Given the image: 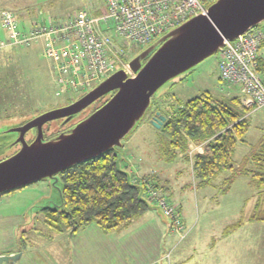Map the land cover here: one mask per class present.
<instances>
[{
	"label": "rangeland",
	"instance_id": "1",
	"mask_svg": "<svg viewBox=\"0 0 264 264\" xmlns=\"http://www.w3.org/2000/svg\"><path fill=\"white\" fill-rule=\"evenodd\" d=\"M214 1L210 0L209 4ZM4 9L12 11L16 17L19 16L21 23L24 21L26 24L36 22L39 18L64 21L81 10L92 16L106 13L103 0H0V13ZM21 13L26 15L20 16ZM258 28H264V22ZM153 43L131 47L127 61H131ZM43 46L40 40L29 46L0 49V160L13 155L15 150L12 146L17 136L9 132V129L23 125L44 112L77 101L98 84L95 81L91 83L90 89L80 87L58 95V73L54 61L44 56ZM261 56L264 58V48ZM220 62L219 54L216 53L166 83L153 96L151 108L145 117L119 147L120 168L141 185L145 181H153L155 177L160 178L158 189L164 193L167 201L176 206L181 204L186 229L181 232L176 230L174 222L149 199L148 188L142 191V197L169 220L172 231L177 233L180 241L191 227L194 228L187 238L188 242L195 241L199 245L206 243V261L211 260L212 264H219L229 254L226 252L232 249L228 246L225 254H221L225 250L223 242H220L223 238L222 225L230 219L247 220L256 202L262 199L264 203V192L252 183L248 175L241 172L253 168L251 160L247 159L253 149L264 142V105L260 108L245 106L253 110L248 116L251 127L244 138L246 142H239L235 151L234 166L237 174L222 172L211 185L205 187L201 186L199 178L194 174L192 161L186 158L185 152L176 150V158L171 162L165 158L162 150L167 146L168 136L161 128L152 125L149 117L157 110L168 115L176 113L187 101L206 92L226 100L239 94L242 96L241 85H228L221 80ZM120 68L117 66L116 70ZM259 76L264 80V70ZM93 109L94 106L89 107L68 123L60 119L49 123L44 128L45 139L69 130L90 115ZM198 147L205 150L204 144L195 145L189 152L190 159ZM227 177H233V181L226 182ZM63 186L64 181L58 176L57 181L42 180L0 196V259L11 257L12 260L6 261L8 264H30L32 259L36 260L34 256L44 254V241L52 235H59L46 224L42 210L61 204L60 191ZM196 248L200 249L199 246Z\"/></svg>",
	"mask_w": 264,
	"mask_h": 264
},
{
	"label": "water",
	"instance_id": "2",
	"mask_svg": "<svg viewBox=\"0 0 264 264\" xmlns=\"http://www.w3.org/2000/svg\"><path fill=\"white\" fill-rule=\"evenodd\" d=\"M264 22V0H215L207 14L191 17L154 41L128 62L135 74L120 68L96 84L77 101L44 112L26 124L11 129L21 137V148L0 161V196L58 176L122 146L152 105V98L169 81L190 71L219 52L224 42L234 41ZM110 99L85 119L55 137L45 139L43 125L78 113L100 98ZM167 116L153 111L150 123L162 128ZM37 128L36 138L28 143L27 131ZM2 151H0V154ZM121 155L117 159L120 168ZM130 177V175H129ZM63 189V188H62ZM61 204L55 208H64ZM11 257L1 258L10 261Z\"/></svg>",
	"mask_w": 264,
	"mask_h": 264
},
{
	"label": "built area",
	"instance_id": "3",
	"mask_svg": "<svg viewBox=\"0 0 264 264\" xmlns=\"http://www.w3.org/2000/svg\"><path fill=\"white\" fill-rule=\"evenodd\" d=\"M103 1L106 13L100 16L81 10L64 21L39 18L26 26L12 11L4 10L0 17V49L29 46L41 40L44 56L54 61L58 73L57 94L80 87L86 90L91 83L111 75L117 66L134 76L127 61L131 47L149 45L191 17L206 15L210 5V0ZM263 48L264 28L257 27L234 41L226 40L218 52L221 80L241 85L246 107L264 105V82L257 73ZM196 149L203 152L202 147ZM144 183L149 199L174 222L176 230L182 231L177 206L167 201L158 186Z\"/></svg>",
	"mask_w": 264,
	"mask_h": 264
},
{
	"label": "trees",
	"instance_id": "4",
	"mask_svg": "<svg viewBox=\"0 0 264 264\" xmlns=\"http://www.w3.org/2000/svg\"><path fill=\"white\" fill-rule=\"evenodd\" d=\"M263 70L264 58L261 56L258 75ZM241 98L236 96L226 100L206 92L187 101L176 113L169 114L161 128L169 139L162 150L165 158L171 162L176 158V150L185 152L186 158L192 161L193 172L202 187L211 185L222 172L237 174L234 154L238 143L244 142L250 130L248 116L253 110L246 108ZM201 144L205 145V150L194 153L190 159V150ZM118 155L119 148H115L60 174L64 181V208L46 207L42 210L45 222L52 230L75 233L96 223L103 230L112 231L128 226L151 207L142 197V191L147 188L146 183L138 184L126 170H119ZM247 160H251L253 168L241 172L248 175L252 183L264 192V142L253 149ZM225 181L231 182L233 177H227ZM177 210L180 215L178 205ZM249 220L264 221L262 199L256 202ZM241 224L239 222L229 227L226 232Z\"/></svg>",
	"mask_w": 264,
	"mask_h": 264
},
{
	"label": "crops",
	"instance_id": "5",
	"mask_svg": "<svg viewBox=\"0 0 264 264\" xmlns=\"http://www.w3.org/2000/svg\"><path fill=\"white\" fill-rule=\"evenodd\" d=\"M22 24L28 25L24 21ZM162 112L168 117L167 113ZM149 181L159 187L161 185L160 178L155 177L153 181ZM178 206L183 231L186 229V219L182 216L181 204ZM239 222L244 223L229 233L226 232L229 227ZM222 227L223 238L220 242H223L225 250L221 254H225L228 246L232 249L226 252L229 254L219 264H264V221L230 219ZM193 230L191 227L180 241L177 233L172 231L169 220L157 208L150 207L128 226L112 231H105L96 223H91L75 233L53 230L59 236L52 235L46 239L43 243L44 254L34 256L38 261L32 259L30 264H212L211 260L206 261V243L199 245L195 241L188 242L187 238ZM217 244L218 242L214 247ZM4 264L8 263L5 261Z\"/></svg>",
	"mask_w": 264,
	"mask_h": 264
},
{
	"label": "flooded vegetation",
	"instance_id": "6",
	"mask_svg": "<svg viewBox=\"0 0 264 264\" xmlns=\"http://www.w3.org/2000/svg\"><path fill=\"white\" fill-rule=\"evenodd\" d=\"M137 55V54H136ZM113 95V93H111V94H109V95H107V96H104V97H102V98H100L99 100H97L96 102H94L92 105H90L89 107H91V106H94V109H93V111L91 112V113H93L95 110H97L99 107H101L102 105H104L109 99H110V97ZM88 107V108H89ZM88 108H86V109H84L83 111H81L80 113H78L76 116H79L81 113H83L85 110H87ZM75 116V117H76ZM87 116H89V115H87ZM86 116V117H87ZM74 117V118H75ZM85 117V118H86ZM73 118V119H74ZM72 119V120H73ZM60 120H65V118H62V119H60ZM54 121H56V120H54ZM54 121H51V122H54ZM51 122H48V123H46V124H44L43 125V131H44V128L49 124V123H51ZM70 122V121H69ZM26 124V123H25ZM24 125V124H23ZM20 126H22V125H19V126H16V127H13L12 129H15V128H18V127H20ZM11 129H9V132H12V133H15L16 134V140L18 141L19 139H20V137H21V135H20V133L19 132H17V131H10ZM4 133H7V131H5ZM37 134H38V130H37V128H33V129H31V130H29V131H27L26 132V134H25V136H24V138H25V140L28 142V143H31L35 138H36V136H37ZM44 135H45V133H44ZM31 136H33L34 138H32L31 139ZM15 142V145H13L12 146V148L13 149H15L14 150V152L12 153V154H14V153H16L20 148H21V142ZM1 161V160H0ZM54 207H56V206H54Z\"/></svg>",
	"mask_w": 264,
	"mask_h": 264
}]
</instances>
